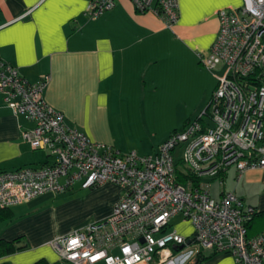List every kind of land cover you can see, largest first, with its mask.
<instances>
[{
    "label": "built area",
    "instance_id": "2783aa9c",
    "mask_svg": "<svg viewBox=\"0 0 264 264\" xmlns=\"http://www.w3.org/2000/svg\"><path fill=\"white\" fill-rule=\"evenodd\" d=\"M131 1L136 11L155 13L167 24L177 20V0ZM115 3L89 0L86 14L96 17ZM217 14V34L200 55L204 67L220 71L213 95L152 155L120 153L70 127L44 99L50 75L30 82L0 57L3 100L32 123L22 139L47 154L42 164L0 171V207L76 184L109 181L121 189L106 218L50 242L64 264H171L185 247H193L184 252L188 258L216 250L230 252L236 264H264V229L255 235L247 229L258 210L222 190L228 168L235 167L239 179L247 169L264 167V0H240ZM216 180L218 196L212 192ZM176 216L191 224V234L168 230Z\"/></svg>",
    "mask_w": 264,
    "mask_h": 264
},
{
    "label": "crops",
    "instance_id": "0c3cea01",
    "mask_svg": "<svg viewBox=\"0 0 264 264\" xmlns=\"http://www.w3.org/2000/svg\"><path fill=\"white\" fill-rule=\"evenodd\" d=\"M88 2L0 0V57L30 82L49 74L44 99L70 127L120 153L152 155L171 132L207 107L218 72L204 67L200 55L217 34L218 10L239 2L177 0L172 24L150 11H136L131 0H116L111 9L89 17ZM31 126L0 93V171L46 161L45 151L22 139V129ZM223 179L222 190L235 192L264 214V167L247 169L239 179L230 167ZM67 191L76 194L65 198ZM120 196V187L106 181L2 208L0 238H19L15 244L22 248L1 256L0 263L46 259L63 264L50 242L106 218ZM75 204L84 205L83 216L70 222ZM262 229L264 216L255 227L257 233ZM211 252L197 264H236L230 252ZM171 264H194V257L181 255Z\"/></svg>",
    "mask_w": 264,
    "mask_h": 264
},
{
    "label": "rangeland",
    "instance_id": "374dc122",
    "mask_svg": "<svg viewBox=\"0 0 264 264\" xmlns=\"http://www.w3.org/2000/svg\"><path fill=\"white\" fill-rule=\"evenodd\" d=\"M239 2V0H234V2ZM215 72H218V74H220V71L217 69V70H214ZM77 185V184H76ZM220 185L218 183V181H214L213 182V185H212V192H213V195L214 196H218V193L220 191ZM71 191V190H69ZM69 191H67V193H62L63 196H66L65 198H67L68 196L70 195H75L76 194V191L74 193H68ZM79 191H77V194H78ZM80 193V192H79ZM85 201V199H84ZM82 208H84V205L83 204H75L71 207V213L69 214L68 217H70V222H73L74 220H76L78 217H81L83 216V214L81 213L82 211H84ZM184 220L179 217V216H176L172 219L171 221V225L168 227V230H171V229H177L178 231L182 232L183 234L185 235H189L193 232V227L191 226V224L189 222H186ZM193 247H185L184 251H180L179 253H176L175 257H178V256H184V252L185 251H188L190 249H192ZM190 259V257L188 258ZM154 263V262H153Z\"/></svg>",
    "mask_w": 264,
    "mask_h": 264
},
{
    "label": "trees",
    "instance_id": "16d2710c",
    "mask_svg": "<svg viewBox=\"0 0 264 264\" xmlns=\"http://www.w3.org/2000/svg\"><path fill=\"white\" fill-rule=\"evenodd\" d=\"M1 209L2 208H0V211ZM263 216L264 214L261 211H258L257 213L253 215L252 219L247 224L248 235H255L257 233V230H255L256 223L258 222L259 218ZM16 241H19V238L14 239V240H5V239L0 238V257L6 254H10L22 248L21 246L20 247L16 246L15 244ZM211 251H212L211 253H215L216 250H211ZM206 256L207 255L205 254L204 251L199 252L194 258V264H197L199 261L206 258ZM0 264H4V263H0ZM32 264H61V263L60 262L50 263L46 259H39Z\"/></svg>",
    "mask_w": 264,
    "mask_h": 264
},
{
    "label": "bare ground",
    "instance_id": "6f19581e",
    "mask_svg": "<svg viewBox=\"0 0 264 264\" xmlns=\"http://www.w3.org/2000/svg\"><path fill=\"white\" fill-rule=\"evenodd\" d=\"M206 251H211V250H206ZM206 251H204V252H206Z\"/></svg>",
    "mask_w": 264,
    "mask_h": 264
},
{
    "label": "water",
    "instance_id": "95a60500",
    "mask_svg": "<svg viewBox=\"0 0 264 264\" xmlns=\"http://www.w3.org/2000/svg\"><path fill=\"white\" fill-rule=\"evenodd\" d=\"M183 246L181 245L180 248H182Z\"/></svg>",
    "mask_w": 264,
    "mask_h": 264
},
{
    "label": "snow or ice",
    "instance_id": "6c2138e0",
    "mask_svg": "<svg viewBox=\"0 0 264 264\" xmlns=\"http://www.w3.org/2000/svg\"><path fill=\"white\" fill-rule=\"evenodd\" d=\"M73 243H75V241Z\"/></svg>",
    "mask_w": 264,
    "mask_h": 264
}]
</instances>
